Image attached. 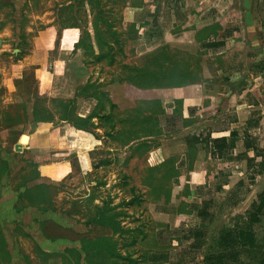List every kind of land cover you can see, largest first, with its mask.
Here are the masks:
<instances>
[{
  "label": "rangeland",
  "instance_id": "obj_1",
  "mask_svg": "<svg viewBox=\"0 0 264 264\" xmlns=\"http://www.w3.org/2000/svg\"><path fill=\"white\" fill-rule=\"evenodd\" d=\"M124 2L0 0V134L4 135L5 127L15 119L26 117L27 81L33 80L32 71L22 75L24 83L12 98L4 95L2 79L13 70L14 60L29 52L32 38L44 29V17L57 26L48 70L65 73H53L52 94L66 97L88 81L87 93L101 100L98 114L113 117L102 120L104 128L110 131L112 126L114 133L101 139L100 148L93 153L91 178L75 169L70 176L73 180L63 182H56L60 174L48 169L43 172L48 176L40 179L27 153L15 151L13 145L5 148L0 142V264H108L101 246L91 244L102 238L114 241L115 252L136 264H201L219 231L231 226L234 217L247 215L257 194L264 190V173L253 177L254 167L248 169L243 159L232 157L234 161L219 163L210 158L202 167L207 170L205 183L195 186L190 179L193 159L189 160L188 153L166 161L146 177V168H142L146 160L142 164L125 162L128 154L121 151V144L136 133L146 138L157 132V124L161 127L157 139L168 141L185 134L189 141L190 133L229 128L232 111L257 103L254 110L250 108L253 117L248 124L236 122L232 130L238 133V143L248 136L264 155V120L258 110L264 91L260 84L253 90L249 72L252 66H256V76L263 72L264 9L260 4L264 0L201 2L202 21L210 23V28L220 21L223 30L214 42L199 44L182 37L187 29L183 20L191 10L189 0L186 11L179 10L177 15L181 26L176 42L160 41L159 36L170 29L162 27L167 21L165 12L159 13V27L149 25L152 18L147 11L139 17L143 22L139 30L122 25ZM182 2L185 0L172 1V8ZM248 4L250 12L245 8ZM248 13L258 19L256 25L246 24ZM209 33L206 30L203 35ZM233 35L239 42L230 40ZM58 41H62L59 47ZM211 44L214 46L209 48ZM135 72L146 76L130 81ZM189 84L199 86L192 96L198 106H192L194 111L183 118L181 100L187 91L177 89ZM224 98L225 117L218 115L216 121L201 123L220 112L219 101ZM12 99L26 105L11 104ZM202 102L212 104L202 110ZM122 121L126 137L119 134ZM157 139L143 140L136 153L143 150L145 154L148 147L157 146ZM26 141L24 138L22 143ZM197 146L204 144L192 145L191 154ZM125 176L128 178L123 179ZM218 187L222 190L217 191ZM202 203L208 213L205 219L190 209H202ZM101 210L116 223L115 233L96 223V219L102 221ZM198 229L204 240L200 249H194L192 232ZM254 231L262 245L259 253L264 254V218ZM90 249L94 250L88 257ZM257 260L256 254H241L243 263L257 264Z\"/></svg>",
  "mask_w": 264,
  "mask_h": 264
},
{
  "label": "crops",
  "instance_id": "obj_2",
  "mask_svg": "<svg viewBox=\"0 0 264 264\" xmlns=\"http://www.w3.org/2000/svg\"><path fill=\"white\" fill-rule=\"evenodd\" d=\"M172 1L176 0H125V2L122 4L123 7L121 8L120 13L121 24L124 26H134L136 30H139L142 27L141 24H143V22L139 20V17L141 14L143 15V13L147 11L149 16L152 18L149 25L154 26L159 24V27L161 26L160 22L158 21L159 13L165 12L167 14V21L162 23V27L166 26L168 29H170L168 33H165V35L163 34L161 37L159 36L160 41L176 42L179 38L176 32L181 26L180 21L177 19V15H179V10L182 12L186 11L188 4L186 2L187 0H185L184 3L182 2L175 4L176 7L172 8ZM189 1V7H191V10H187L190 13H188L186 18L183 20V27H187V29L185 30L183 34L184 36L182 37H184L185 40H188L189 42L193 41L196 44H199L200 42H208L210 40L214 42V40H217L219 34L222 32L221 30H223L222 22L217 21L218 23L215 25V27L210 28V23L202 21L201 17H199V14L202 12L201 9L204 8L200 6V3H204L205 0ZM260 5H263L264 9V2ZM245 8H247L248 12H250L251 5L248 4ZM41 20L43 21L44 29L32 38L31 49L28 53L25 52L21 54L18 59L14 60L15 62L11 65L13 70L5 75L2 79L4 95L12 98L13 93L17 92L24 83L22 75L25 72L30 70L32 71L31 76L33 80L27 81L26 117L22 119H15L14 122H11V124L8 125V127H5L7 130V135L6 133L4 135L0 134V142L5 148H8L7 146L10 145H13V148H15L17 145H20L21 151L19 152L24 151L27 153V159L32 162L30 166L35 168V171L37 174H39L40 179L46 178L48 176L47 173H43L45 169L54 171V175L60 174L59 177L56 176V182H63V180L71 179L72 177L70 178V176H72V173L75 169H78L81 172V175H89L91 178L90 174L93 170L91 157L93 153L100 148V144L102 143L101 139L109 138L114 133L112 131H106L102 125L100 127L99 121L96 118H92L87 122V124H85L84 121L95 112L97 106V102L93 98L77 96L79 89L84 87L88 81H85L84 83L73 88L71 95L69 94L66 97H57L52 94L53 73H55L56 76H62L65 73L64 71H61L60 73L58 71H53L52 73L48 70L47 65L51 64V62L49 63L48 59L51 56V51L54 50V48H51V46L53 44L55 45V32L57 31V26L55 23H50V20L47 17H44ZM257 20L258 19H256L255 16L251 17V13H248L246 24L248 26H254L256 25ZM206 30H210L211 33L203 35ZM234 37V35L231 36L230 40L232 42H239L238 40L236 41ZM248 39H250V37ZM253 40H255V37ZM60 44L62 45V41L56 42L58 47ZM261 68L263 69L261 74L262 76H256V66L250 67L249 72L252 71L250 74L253 76L252 79L255 83L253 90L256 89V84H260L264 91V66H261ZM27 78H29L28 75ZM201 84L203 85V83ZM198 88L199 86L197 85L189 84L181 86L177 89L187 91V95L181 100V113L183 118L189 117L190 112L194 111L191 109L192 106H198L197 103L193 102L192 98L193 93L196 92ZM223 97H225V95H223ZM68 101H74L73 112L71 114L73 121L62 120L59 118L61 104H65ZM10 102L11 104L16 105H26L23 102L13 101V99ZM219 102L220 104L218 105V108H220V112H218V114L214 113L212 116L207 117V120H201V123L216 121L218 115L222 117L224 116V113L227 111V109H225L227 107V101L224 98ZM211 104L212 103L204 104V102H202L200 107L202 110H208ZM256 104L257 103H253L251 106H243V104H240L238 107L241 108L243 106L244 109L237 108L236 111H232L231 114H233L234 117L232 120L233 124H229V128L222 129L217 132L211 131L206 134L195 132L190 134L196 136L201 135L202 138L208 135L211 139L228 137L229 131L234 128L236 122L237 125L238 122H245V124H241L240 126L248 124L247 122L251 120V116L253 115L250 111V108H253L254 110V105ZM258 104V110H261L260 114L263 116L264 120V94L261 102ZM194 114L196 116L198 112H194ZM151 122H153L152 118ZM124 126V121H122L119 128V134H121V137L127 136L128 131L124 129ZM160 128L161 127L159 124H157V132L155 131V133H150L146 138L136 133V137H131L129 142L121 144V147H123L121 151H123V154H128L129 156L125 158V162L128 160L142 164L146 160V164H142V168H144L143 166L146 168V177H148L149 173L155 170L157 167L166 163V161L173 159L176 156H184L188 152L186 142V138L188 136L187 134L177 138L178 140L176 138H174L173 141L164 139L161 140L157 139L160 135ZM24 138L27 139L25 144L22 143ZM246 138L249 139L248 136H246ZM246 138L239 140V143L236 142L235 149L231 151V153H229L226 158L211 159L219 163H229V161H234L232 157L239 158L243 159L247 167V162L243 154H245L246 157L250 159L254 158V154L253 152L246 151L244 149L243 142ZM145 139H157V146H153L151 148L148 147V150L145 154H143V150L137 154L136 152L139 150L138 146L140 142H143ZM146 144H150V141H147ZM258 159L260 158L256 157L254 159V164H258ZM209 160L210 156L207 153V150H205L202 146H197V149L195 150V157L191 165L193 172L190 173V179L193 181L192 183L195 186H200L205 183L207 170L203 171L202 167H204V165L207 164V161ZM89 180L90 179L88 178V183ZM141 182L143 184H149L147 182ZM191 192L192 190H190V193ZM167 197L170 200V195Z\"/></svg>",
  "mask_w": 264,
  "mask_h": 264
},
{
  "label": "trees",
  "instance_id": "obj_3",
  "mask_svg": "<svg viewBox=\"0 0 264 264\" xmlns=\"http://www.w3.org/2000/svg\"><path fill=\"white\" fill-rule=\"evenodd\" d=\"M214 45H209V48H212ZM136 73V72H135ZM145 74V73H144ZM143 74V75H144ZM142 73H136L135 76L130 78V81L133 79L134 81L142 80ZM146 75H144L145 77ZM89 82L79 89V92L77 96L82 97H90L96 100L97 106L95 109V112L92 113L87 120H85V124L92 118H96L99 121V125L101 127L104 126V123L102 120L111 121L113 119L112 115L110 113L103 112L102 114H98V108L99 104L101 103V100L99 97H97L94 94H88V85ZM73 102L74 101H68L65 104H61L60 108L61 111L59 113V118L62 120L67 121H73L71 118V114L73 112ZM76 125V123L74 122ZM84 124V125H85ZM93 126V125H92ZM114 127V126H113ZM110 131H112V126ZM113 132V131H112ZM238 140V133L236 130L229 131L228 137H222L218 139H211L208 135L204 138L201 137V135L196 136L193 135L190 137V140L187 142V148H188V155L187 157L189 160H194L195 154L192 153V145H200L204 144V149L207 150V153L209 154L210 158L212 159H222L226 158L231 151L235 149V144ZM243 147L246 151H251L254 154V158L250 159L247 158L245 154L243 156L245 157V160L247 162V168L254 167L253 170L254 174L253 177L259 176L264 173V155L261 151L258 150L257 147H255L248 138H246L243 142ZM195 151V150H194ZM193 155V156H191ZM256 157L260 158V162L256 165H254V159ZM251 166V167H250ZM128 177H124L123 179H127ZM222 187H218L217 191H221ZM168 196V195H167ZM167 200V199H166ZM202 209L197 210L198 207L196 206H190V209L192 211H197L196 215L201 218L205 219L208 216V213L206 212V204L202 203ZM101 215L100 218L102 221H99L96 219V223L103 227L110 228L114 233L116 232V223L112 221L111 219H108L105 217V213L103 210L100 211ZM264 218V191L260 192L256 196V200L251 204V209L245 216L238 215L234 217L233 224L231 226L223 227L219 233L217 238L213 241V244L208 247L206 253L203 256L201 264H248L243 263L241 261V254L242 252H247L249 254H256L258 255L257 264H264V254L259 253L260 248L262 245L259 244V241L257 239L256 233L254 231V226L259 224L261 220ZM192 238L194 240V244L191 246L194 249H200L203 240H204V233L202 230H194L192 232ZM91 243V242H90ZM94 246H101L102 252L104 256L108 259V264H125L118 262L119 260H124L128 264H136L135 261H132L130 257H121L116 251L114 247V241L109 240L107 238H102L99 240H96L95 243H91ZM92 247V246H91ZM90 249L89 252L86 253V255L89 257V253L91 254ZM77 258L81 259V256L78 254V252H75ZM85 255V256H86ZM112 258H114L112 260ZM85 264H91L87 261Z\"/></svg>",
  "mask_w": 264,
  "mask_h": 264
},
{
  "label": "water",
  "instance_id": "obj_4",
  "mask_svg": "<svg viewBox=\"0 0 264 264\" xmlns=\"http://www.w3.org/2000/svg\"><path fill=\"white\" fill-rule=\"evenodd\" d=\"M15 151H21V146L20 145H17L16 147H15Z\"/></svg>",
  "mask_w": 264,
  "mask_h": 264
},
{
  "label": "bare ground",
  "instance_id": "obj_5",
  "mask_svg": "<svg viewBox=\"0 0 264 264\" xmlns=\"http://www.w3.org/2000/svg\"><path fill=\"white\" fill-rule=\"evenodd\" d=\"M72 88V87H71ZM73 91V90H72ZM72 93V92H71ZM71 95V94H70ZM58 97V96H57ZM64 97V96H63Z\"/></svg>",
  "mask_w": 264,
  "mask_h": 264
}]
</instances>
